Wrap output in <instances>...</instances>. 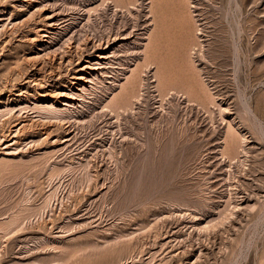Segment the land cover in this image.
I'll return each mask as SVG.
<instances>
[{
  "label": "rangeland",
  "instance_id": "obj_1",
  "mask_svg": "<svg viewBox=\"0 0 264 264\" xmlns=\"http://www.w3.org/2000/svg\"><path fill=\"white\" fill-rule=\"evenodd\" d=\"M158 1L146 68L150 0H0V264H264V0Z\"/></svg>",
  "mask_w": 264,
  "mask_h": 264
},
{
  "label": "bare ground",
  "instance_id": "obj_2",
  "mask_svg": "<svg viewBox=\"0 0 264 264\" xmlns=\"http://www.w3.org/2000/svg\"><path fill=\"white\" fill-rule=\"evenodd\" d=\"M138 2H139V0H138ZM134 3V2H133ZM132 3V4H133ZM136 3V2H135ZM135 3H134V5H133V7L135 6ZM182 4V3H181ZM188 4V3H187ZM191 4V3H190ZM189 4V5H190ZM131 5V4H130ZM187 6V5H186ZM158 7H159V1L158 0H150V14H151V16H152V23H150V25L152 26L151 28H150V30H147L148 32L146 33V36L143 38L144 40H145V43H144V49H143V54H144V58H143V60L145 61V66H146V68H147V66H149V65H151L153 62H151V61H153V60H150V57H149V53H150V50L151 49H155V51H157V52H159V49L160 48H162V45H163V43H162V40H163V32H162V27H161V25L159 24V19H158ZM135 8H137V7H135ZM184 9V8H183ZM189 9H190V7H189ZM130 11V10H129ZM194 14V13H193ZM191 15V14H190ZM50 18V17H49ZM49 18H47V19H49ZM1 20V19H0ZM182 24H183V21H182ZM196 24V23H195ZM185 25L187 26V23H185ZM181 26V25H180ZM53 27V26H52ZM196 28V29H195ZM194 29H195V31L193 32V33H195L194 35H196V37H197V39L199 40V45H200V48H202L203 47V40H202V38H201V32H200V28L198 27V25H196V27H195ZM180 29H181V32H182V34L183 35H186V36H188V32L190 31L189 29V26H188V28L186 29L184 26H182V28L180 27ZM179 29V30H180ZM189 30V31H188ZM201 31H202V29H201ZM179 32V31H178ZM190 32H192V31H190ZM181 34V35H182ZM182 35V36H183ZM117 39H116V41L117 42H120L119 40H128V39H130L131 37H128V35H126V33H124V32H120V33H117L116 34V36H115ZM183 37H185V36H183ZM107 39V38H106ZM186 39V38H185ZM138 40V39H137ZM184 40V39H183ZM116 42V43H117ZM137 42V41H136ZM143 44V43H142ZM164 46V45H163ZM43 50V49H42ZM54 52V51H53ZM157 52H155V53H157ZM193 52V51H192ZM193 54V53H192ZM106 55V53H103V54H101V55H98V58H99V61L98 62H95V60H94V62L95 63H93V61H88V64H87V67H83L82 69H86V71L88 72H95V71H98L99 69H100V66L101 65H103L104 64V62H103V60H106L107 58H108V56H105ZM158 63H160V62H158ZM153 65V64H152ZM152 65H151V67H152ZM99 66V68H97V67ZM105 66V65H104ZM156 67H157V65H155ZM155 66H154V69H156L155 68ZM162 66V65H161ZM137 67V66H136ZM136 67H134V69H136ZM159 67L160 66H158L157 67V69H158V71H157V73H156V77H157V82H158V84H160V85H163L164 84V78H163V75L160 73V71H159ZM149 68H150V66H149ZM148 68V69H149ZM134 69H131L132 71H133V73H132V76H133V78H132V80L130 81V84L131 85H133V89H134V86H136L137 85V83H138V79L140 80V78H141V76H139V73L137 72V71H135ZM156 69V70H157ZM85 71V70H84ZM100 72V71H99ZM92 73H89V74H92ZM131 75V74H130ZM129 75V76H130ZM144 75V74H143ZM143 75H142V77H143ZM82 78V77H81ZM85 78V77H84ZM203 79V78H202ZM156 80V79H155ZM205 80V79H204ZM129 81V80H128ZM156 82V81H155ZM206 83V82H205ZM207 84V83H206ZM158 87V86H157ZM168 88V87H167ZM171 90H167V91H169V93L173 90L172 88H170ZM173 92H174V90H173ZM177 92H179L178 90H177ZM174 93H176V92H174ZM190 93L191 92H189V97L191 96L190 95ZM77 94V93H76ZM178 94V93H177ZM186 94V93H185ZM192 94V93H191ZM71 95V94H70ZM75 94H72L71 96L73 97ZM162 95H163V92H162ZM216 95V94H215ZM214 95V96H215ZM70 96V97H71ZM129 96V95H128ZM77 97V96H76ZM79 97V96H78ZM211 98H213V97H211ZM74 98H70L69 100H67V101H65V102H63V105L66 107V109L65 108H57L55 105H50V106H47V110L52 114V116H53V114L55 115V116H57V117H63L66 113H67V111L69 110V107H70V105H71V101L70 100H73ZM128 100V97H126L125 98V101H127ZM207 100H209L208 98H207ZM215 101V99L213 98V102ZM195 102V101H194ZM196 103V102H195ZM73 104V103H72ZM114 106H115V108L114 109H116V110H119V109H121V108H123V106H121V105H119V104H115V102H113L112 103ZM130 104V103H129ZM73 106V105H72ZM124 106H126V105H124ZM131 106V105H130ZM111 107H113V106H111ZM45 109V110H46ZM113 109V108H112ZM123 109H125V108H123ZM126 109H127V107H126ZM129 109V108H128ZM224 113V112H223ZM71 115V114H70ZM56 117V118H57ZM229 123V122H228ZM232 123V122H231ZM230 124V123H229ZM230 127L231 128H233V130H235L236 129V127H235V129H234V127H233V125L231 124L230 125ZM228 128V129H231V128ZM233 130L231 129V130H229V132H231V133H233L234 134V132H233ZM239 135V134H238ZM238 135H237V137H238ZM242 135V134H241ZM229 136V135H228ZM231 136V135H230ZM229 136V137H230ZM240 136V135H239ZM243 136V135H242ZM233 137H235V135H233ZM244 137V136H243ZM240 138V137H239ZM239 141H240V139H239ZM243 142H245V140L243 141ZM228 143V142H227ZM244 144V143H243ZM9 147V146H8ZM245 147V146H244ZM6 148V147H5ZM10 148V147H9ZM237 148V147H236ZM240 148H241V146H240ZM237 151V150H236ZM239 151V150H238ZM14 153V152H13ZM12 153V154H13ZM6 154H10V153H6ZM239 153H237V155H238ZM7 156V155H6ZM10 156H11V154H10ZM9 156V157H10ZM13 156V155H12ZM240 157V156H239ZM4 159V158H3ZM6 159V158H5ZM8 159V158H7ZM6 159V161H8ZM195 204V203H194ZM190 206V205H189ZM196 217V216H195ZM121 256V255H120ZM117 264V263H116Z\"/></svg>",
  "mask_w": 264,
  "mask_h": 264
}]
</instances>
